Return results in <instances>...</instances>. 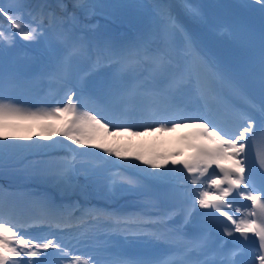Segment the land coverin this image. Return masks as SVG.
Listing matches in <instances>:
<instances>
[{
    "label": "snow or ice",
    "instance_id": "6c2138e0",
    "mask_svg": "<svg viewBox=\"0 0 264 264\" xmlns=\"http://www.w3.org/2000/svg\"><path fill=\"white\" fill-rule=\"evenodd\" d=\"M71 3L73 11H68L64 0L40 2L31 8L26 7V0L0 3V16L8 25L5 29L0 23V139L5 141L0 144V169L7 166L9 149L24 147L8 143L4 130L16 122H39L44 131L37 135L52 142L34 141L28 147H59L66 153L62 159L40 162L41 173L58 190L68 193L81 187L78 158L98 155L87 151L95 148L105 154V164L116 157L147 166L133 165L142 173L139 176L117 173L107 177L110 187L134 190L147 181L161 189L155 194L158 198L178 201L181 206L166 217L146 219L78 204L58 206L44 198L35 202L37 213L24 215L0 196V264H187L192 253L201 257L196 264H264V176L257 185L247 158L248 142L257 131L264 142V0H236L235 4L242 14L258 6V28L246 17L231 26L214 24L201 5L180 0L179 6L192 22L247 46L250 55L242 70L226 67L204 52L199 38L166 0H154L151 5L106 0ZM126 7L151 9L143 30L123 42L93 34V17ZM17 38L25 46L42 49L40 77L54 97L48 108L32 110L9 98L22 86L20 74L4 63ZM102 69L110 70L107 79L99 87H89L88 78ZM185 92L194 96L198 106L182 101ZM233 97L240 103H231ZM189 125L205 143L188 144L194 155L182 160L176 159L182 154L179 151L146 158L110 144L124 136L171 132ZM57 135L71 143L52 140ZM258 163L264 171V156L258 157ZM213 166L218 172H209ZM235 197L249 203L237 206ZM198 208L209 211L198 212ZM173 216L182 218L178 228L167 234L155 231L156 225H167ZM197 216L199 220L194 221ZM188 225L198 233L185 241L180 229ZM33 228L44 234H25ZM214 232L221 239L215 249L211 246ZM66 233H75L73 240L83 248L65 240ZM121 237L125 242L171 237L181 244L175 260L128 258L112 252ZM252 238L257 245L249 248ZM227 241L233 247L225 250Z\"/></svg>",
    "mask_w": 264,
    "mask_h": 264
},
{
    "label": "rangeland",
    "instance_id": "374dc122",
    "mask_svg": "<svg viewBox=\"0 0 264 264\" xmlns=\"http://www.w3.org/2000/svg\"><path fill=\"white\" fill-rule=\"evenodd\" d=\"M9 3L10 0H0V3ZM28 1V0H26ZM217 1V0H216ZM223 1V0H221ZM45 2L44 0H31V3H40ZM56 0H53V3H55ZM64 2L68 6V11H73L69 9V7H72L71 0H64ZM108 3H122V4H128V5H151L150 3H153V0H106ZM178 3H180V0H177ZM150 12L151 9L149 7H126L122 9H118L115 11H112L113 13V19L115 20L114 26L110 25L109 23L105 21L100 20H94L90 21V23L95 24L96 28L93 30V34L101 37H107L111 38L116 41H120L121 37V31L118 30L119 27H121L124 24H131L137 21H142L147 18H150ZM111 13H105L108 16L111 15ZM4 22V23H3ZM0 23H2L5 27V29L8 28L7 21L4 19V17L0 16ZM103 27V30L101 31L100 28ZM38 51H36L33 54L27 53L25 50H22L21 57L24 58H30L29 61V67L30 68H21L19 69L20 76L22 79V86L20 88H26L29 90H26L24 93V98H30L32 102L37 106L41 107L45 104L47 100H50L53 97L52 90L47 87L46 82H43L40 73L44 69V63L42 59L39 58V53L42 51L40 46H37ZM16 48V46L14 47ZM12 48L13 52H16V54L19 53V50L15 51V49ZM10 53L8 52L6 55L8 56ZM9 61V60H8ZM17 63L19 65L24 64V61L21 60V58H17ZM12 69L15 70V66L13 64L9 65ZM107 69H102L98 73L93 74L88 78V84L89 87H99L101 86L102 82L107 79L106 75L102 72L106 71ZM16 71V70H15ZM22 76L26 77V79H23ZM28 91H31L30 93ZM18 97L22 94L21 90H15ZM10 98V97H9ZM13 102L17 103L14 99ZM19 104V103H18ZM19 123V122H17ZM39 122H33L28 121L26 122L21 128L22 131L18 133V136L20 137V140L16 142L12 139L13 136L9 133L6 134L8 137L7 142L11 143L13 145H30L29 139H26L27 137H32L35 129L39 127ZM16 127L12 128V132L16 133L17 130H15ZM25 132H24V131ZM39 144H45L41 143L40 141H37ZM5 143L4 140H0V144ZM111 146L117 147V145H113V142L110 141ZM78 146L75 145L74 148H77ZM33 153H29L25 155L24 152H18L19 147H15V150L17 151L14 158H11V155L13 157L14 152L13 149L8 150V154H10V157L7 158V166H17V164H20V171L22 173L19 174V177L21 179H26L30 176H38L40 181L39 183L31 182L28 187L25 186H16L11 187L15 189L18 192H37L39 190V187H42V185L45 183L41 177H44L41 173V161H47L42 158H39L40 155L43 154V150L45 149H38V148H32ZM89 153H92L90 148L87 149ZM31 156H33L34 160H31ZM112 162L116 159V157H110ZM78 161V168L80 170L81 179H80V185H81V194L82 198L89 202H105L107 205L105 206V209L108 210V207L118 206L122 208H127L134 204V198L136 195L139 194V191H141V188L134 190V191H114L112 194H105L102 191V187L99 183V169L102 168V166H108L109 164H105L103 160H99L95 157V155H86L83 157H79ZM135 161V160H134ZM135 163H139V161H135ZM123 167L125 170L128 171V168L132 167V164L127 163V160H122ZM14 173L13 171H10ZM9 172V173H10ZM28 173H32L31 175H27ZM94 173V174H93ZM125 173V172H123ZM86 175H91V179H84ZM43 181V182H42ZM79 188V189H80ZM77 189V191H79ZM45 193V192H44ZM47 197V195H45ZM130 201V202H129ZM101 205V204H99Z\"/></svg>",
    "mask_w": 264,
    "mask_h": 264
},
{
    "label": "bare ground",
    "instance_id": "6f19581e",
    "mask_svg": "<svg viewBox=\"0 0 264 264\" xmlns=\"http://www.w3.org/2000/svg\"><path fill=\"white\" fill-rule=\"evenodd\" d=\"M197 2L207 3V7L208 8H212V7L219 8V10L223 13L224 16H229L231 14V10L233 8H236L235 7L236 0H223V1H221V0H217V1H215V0H197ZM237 15H240V16L252 15L254 17L260 18V12H259L258 6H257L256 9L251 10V11L247 12L246 14H242L240 12V10H239L237 13H235L233 15V17L234 16H237ZM101 18H103V16ZM58 138H60V136L57 135V136H54L52 140H56L57 141ZM61 138L66 143H68V144L71 143V142L67 141L66 138H64V137H61ZM59 150H62V149H59ZM54 153H55V150H50L48 148H46L44 150V152H43V154L46 156V158H51V159H54L55 158V159H58L59 157L57 155H53ZM47 186H50L52 188L57 189L55 187V185L53 183L49 182V181L47 182Z\"/></svg>",
    "mask_w": 264,
    "mask_h": 264
},
{
    "label": "clouds",
    "instance_id": "9594fccd",
    "mask_svg": "<svg viewBox=\"0 0 264 264\" xmlns=\"http://www.w3.org/2000/svg\"><path fill=\"white\" fill-rule=\"evenodd\" d=\"M54 4H55V3H54ZM69 9L73 10L72 7H69ZM187 24H188V23H187ZM191 26H192V27H191ZM189 27H191L190 31L196 29V26H193V23H189ZM187 29H188V28H187ZM127 163L132 164V167H131L132 171L135 170L136 172H138V174H142V173L139 172V169H138V168L133 167V165L139 164L140 168H145V166H144L143 164L135 163L134 160H127ZM149 170L151 171V169H149Z\"/></svg>",
    "mask_w": 264,
    "mask_h": 264
}]
</instances>
